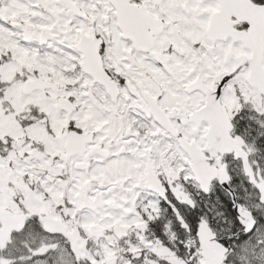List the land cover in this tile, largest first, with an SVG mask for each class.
<instances>
[{
  "label": "snow or ice",
  "instance_id": "obj_1",
  "mask_svg": "<svg viewBox=\"0 0 264 264\" xmlns=\"http://www.w3.org/2000/svg\"><path fill=\"white\" fill-rule=\"evenodd\" d=\"M0 264H264V0H0Z\"/></svg>",
  "mask_w": 264,
  "mask_h": 264
}]
</instances>
